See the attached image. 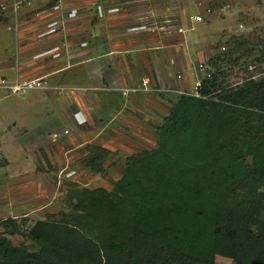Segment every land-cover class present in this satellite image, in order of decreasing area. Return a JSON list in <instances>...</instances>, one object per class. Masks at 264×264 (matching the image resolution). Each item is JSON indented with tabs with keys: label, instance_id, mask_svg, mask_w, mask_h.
<instances>
[{
	"label": "trees",
	"instance_id": "16d2710c",
	"mask_svg": "<svg viewBox=\"0 0 264 264\" xmlns=\"http://www.w3.org/2000/svg\"><path fill=\"white\" fill-rule=\"evenodd\" d=\"M220 79L170 101L156 148L128 157L113 190L76 191L70 214L24 231L28 217L2 220L0 264H264V77ZM92 149L101 173L109 152Z\"/></svg>",
	"mask_w": 264,
	"mask_h": 264
},
{
	"label": "rangeland",
	"instance_id": "374dc122",
	"mask_svg": "<svg viewBox=\"0 0 264 264\" xmlns=\"http://www.w3.org/2000/svg\"><path fill=\"white\" fill-rule=\"evenodd\" d=\"M92 1L112 3L118 0H0V60L9 59L4 62L6 65H0V82L7 80L6 76L12 77L11 70L7 68L8 65L13 64L14 69L25 68L31 60H39L50 46L42 45L38 42L40 38L33 37L32 32L29 31L46 28L55 22L62 21L66 25H73L72 23H76V20H72L70 14H76L78 6ZM124 11L128 16H143L151 12L154 16L148 19L149 23L161 26L166 20H171L170 25L187 30L184 34L174 33L171 29H169L171 32L159 30L157 33L160 32L165 36L164 44L183 43L187 48L190 47L191 57L194 58L191 66L195 67V77H197L191 86L197 79L202 83L203 79L210 77L211 73H215L219 79L221 77L219 84L226 83L233 86L249 77L257 80L264 77V60L261 57L264 50V0H136L133 3L125 0ZM191 14L201 15L204 21L192 25L189 21ZM154 20L157 21L156 24ZM83 24L82 32L77 30V41L81 38L83 40L86 35L82 37V33L88 31V21H84ZM24 33L27 35L24 36ZM218 56L223 57L222 63L213 61ZM201 64L204 65L203 70H200ZM25 73L27 77L38 75L40 65L27 69ZM74 73H77V69L65 72L63 83L54 82L49 78L48 84L70 86V76ZM179 73H182V70ZM21 76L20 74L18 78H15V81L29 80ZM77 87L79 91H70L64 95H62L63 92L48 94L40 89L29 90L25 95H12L8 90L0 89V99H2L0 100V118L2 116L4 119L0 121V130L5 132L7 141L3 144V139L0 138V166H7V159L14 169H32L38 165L36 161L43 159L40 165L42 169H47L45 180L47 195L45 200L39 202L42 204L40 205L42 209L39 213L28 217V222L23 223V231L29 229L38 220H61L65 215L70 214L72 205L75 203L71 197L76 191L98 188L113 190L114 183L122 177L126 159L144 150H153L157 146L156 128L168 115L167 110L160 109L159 118H153L151 125L140 124L138 128L132 129L128 127V124L120 123L115 127L119 130L117 133L94 132L92 125H88L86 121L88 117L85 112H81L77 121H82L80 124L85 123L86 126L78 130L75 122L68 120L71 117L75 118L76 114L75 104H72V101L76 96L89 94V92L84 91L87 84ZM187 92L192 93L191 90ZM165 94L166 99L170 101H174L175 96L180 95L172 93L175 96H169L171 94L169 92ZM49 96L53 98L52 101L49 100ZM59 101L62 104L61 108H59ZM113 113L116 111L113 110L110 116ZM54 114L62 115L60 129L56 130L57 125L49 123L52 126L38 130L45 124L46 118ZM97 114H102L101 110H98ZM110 118L112 117H108L109 120ZM125 119H129V122L132 120L138 122L129 114ZM16 123L17 125L14 126ZM6 124L10 125L8 133ZM64 130L68 132L65 135ZM52 135L53 138L57 136L54 141L51 140ZM41 137L45 140L43 141ZM55 141L57 144L67 146L73 145V141L84 144L82 148L67 155V147L53 146ZM93 147L105 148L109 152L103 159L105 169L101 173L93 169L96 164L88 163L94 154ZM24 199L25 197L20 194L11 196L1 194L0 224L2 220L11 218L15 212H20H14L15 208L12 207L13 204L9 206V201L11 203ZM3 231L4 228L0 225V234ZM7 237L15 245H25L30 251H35V245L23 236L8 235ZM215 264L235 263L230 259L217 256Z\"/></svg>",
	"mask_w": 264,
	"mask_h": 264
},
{
	"label": "crops",
	"instance_id": "0c3cea01",
	"mask_svg": "<svg viewBox=\"0 0 264 264\" xmlns=\"http://www.w3.org/2000/svg\"><path fill=\"white\" fill-rule=\"evenodd\" d=\"M124 9L125 2L123 0L112 3L92 1L78 6L76 14H70V18L76 20V23H72L73 25H66L62 21L54 24L49 23L52 26L46 28L29 31L32 32L33 37L40 38L38 42L42 45L49 44L50 46L43 52V56L39 57V60H31L25 68L14 69L13 64L8 65L7 68L11 70L12 77L6 76L5 79L14 83L15 78H18L20 74L26 79L42 78L47 82V87L40 90L48 94L63 92L62 95L70 91H79L77 86L87 84L84 91L89 94L76 96L72 101V104H75V118L68 119L75 122L78 130H82L86 126L85 123L84 125L80 124L82 121H77L81 112H85L88 117L86 120L88 125H92L91 127L96 133L104 131L117 133L119 130L115 127L120 123L128 124V127L132 129L138 128L140 124H153V118H159L158 111L160 109L167 110V114H169L170 100L166 99L165 92L171 93L169 96H175L177 90L194 88L195 82L198 80H195L194 85L191 86L193 80L197 78L195 77L196 69L191 66L194 58L191 57L190 47L187 48L183 43L169 45L163 43L165 36L160 32L157 33L158 25L148 21L153 15L151 12L143 16H128ZM86 20L88 21V31L83 32L82 37L84 34L86 36L83 40L81 38L80 41H77V30L82 32L83 22ZM66 22L68 23V21ZM154 23L156 24L157 21L154 20ZM74 25L75 27H73ZM25 34L27 35L24 33V36ZM24 53L26 56V52ZM8 60H0V63L3 62L0 65H6L4 62ZM37 65H40V73L34 77H27L25 71ZM73 69H77V73L70 76V86L48 84L49 78L54 82L63 83V74ZM180 70L182 73H179ZM21 77L20 79H22ZM147 80L152 89L150 93L137 92L128 95L122 93L123 89L140 88ZM178 96L176 95L175 99ZM52 99L49 96V100L52 101ZM98 110H101L102 114H97ZM113 110L116 113L110 116ZM128 114L139 123L126 120L125 117ZM61 116L59 114L48 116L45 124L38 130L55 124L57 125L56 130L60 129L59 123L63 120ZM108 117L112 118L109 120ZM0 119V121H4L2 116ZM16 125L17 123L14 124V126ZM5 128H8V133L10 125L6 124ZM65 131L67 130H64V135ZM2 133L0 138L5 144L7 142L6 136H4L5 132L0 130V134ZM44 135L45 132L43 137ZM42 139L45 140V138ZM54 139L56 138H53L52 135L51 140L54 141ZM72 143L73 145L67 146L57 144L55 141L53 146L67 147V155H70L78 148H82L84 144L78 141ZM87 143L93 144L92 142ZM26 158L29 159V157ZM36 162L38 165L32 169H14L7 159V166H0V196L1 194L8 196L20 194L25 197L22 201H12L11 203L9 201V206L13 204L12 207L15 208L14 212L20 211L12 214L11 218L31 217L42 209L40 206L42 204L39 202L45 200L47 195V187H45L47 169H42L43 167L40 165L43 159Z\"/></svg>",
	"mask_w": 264,
	"mask_h": 264
},
{
	"label": "built area",
	"instance_id": "2783aa9c",
	"mask_svg": "<svg viewBox=\"0 0 264 264\" xmlns=\"http://www.w3.org/2000/svg\"><path fill=\"white\" fill-rule=\"evenodd\" d=\"M129 3H133L136 0H126ZM125 2V0H124ZM189 21L192 25H196V24H200L202 23L203 17L201 15L198 14H191L189 16ZM172 21L171 20H166L165 22L162 23L161 26H158L159 30H173V32L175 33H180V34H184L187 30H185L182 27L179 26H175V25H170ZM169 24V25H168ZM171 30H169V32H171ZM192 30V29H190ZM204 65L201 64L200 65V70H203ZM179 78H181V76H179ZM201 86V81L197 80L195 82V86L193 89H191L192 93H188L187 91L184 90H177L176 93L180 94V95H191V96H199L198 93V89ZM47 87V82L42 79V78H35V79H29V80H25V81H15L14 83H9L7 80H2L0 82V89H5L8 90L10 92V94L12 95H25L27 93V91L29 90H35V89H46ZM106 90V89H104ZM152 91V89L149 87V81H145L140 88H132V89H123L122 93L124 95H128L130 93H137V92H147L150 93ZM65 133H68L67 131H65ZM55 138H57V136H54Z\"/></svg>",
	"mask_w": 264,
	"mask_h": 264
}]
</instances>
